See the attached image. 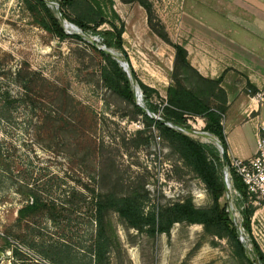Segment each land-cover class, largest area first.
Returning <instances> with one entry per match:
<instances>
[{"label":"rangeland","instance_id":"1","mask_svg":"<svg viewBox=\"0 0 264 264\" xmlns=\"http://www.w3.org/2000/svg\"><path fill=\"white\" fill-rule=\"evenodd\" d=\"M46 1L57 13V2ZM149 1L170 41L184 46L191 40L207 44L216 28L231 29L228 19L247 13L239 2L250 0ZM110 9L124 23L129 62L119 51L109 50L164 100L166 88L173 84L174 49L150 30L147 13L136 0H108L105 10L113 18ZM70 24L62 21L65 32L84 41L59 40L43 30L24 0H0V264L11 260L3 238L39 264L52 263L35 249L51 245L68 251L74 263L88 260L83 255L95 229L92 190L125 194L144 187L150 197L147 206L185 199L196 207L211 204L205 185L157 130L139 135L145 126L133 106L104 87L100 57L90 49L103 48L101 38L84 35ZM134 97L135 104L143 106L135 91ZM190 125L184 130L187 135L214 145L220 153L218 140L203 131V120L196 118ZM220 169L223 177V165ZM35 197L63 209L60 225L53 226L45 210L18 221V211ZM240 199L229 190L222 198L233 218L241 215ZM254 209V235L249 233L246 246L251 251L254 241L264 254V204ZM108 219L117 236L108 264H246L225 239L206 235L200 225L176 223L168 234L151 237L129 228L116 213H109Z\"/></svg>","mask_w":264,"mask_h":264},{"label":"trees","instance_id":"2","mask_svg":"<svg viewBox=\"0 0 264 264\" xmlns=\"http://www.w3.org/2000/svg\"><path fill=\"white\" fill-rule=\"evenodd\" d=\"M59 6L58 12L51 9L46 0H24V4L34 22L46 32L59 40L69 37L84 41L82 36L67 34L62 21H67L79 28L82 34H93L101 38V44L106 49L119 51L129 62L123 47L124 23L114 10H109L113 18H109L105 10L108 0H55ZM134 1V0H129ZM146 11L150 30L165 43L174 49V63L171 73L173 84L166 88V97L163 100L158 91L142 83L135 75L136 83L142 93V103L150 113L159 114L161 121L149 117L135 104L133 86L119 63L104 50L90 45L93 53L100 57L99 72L104 87L133 106L140 117L145 130H157L159 136L167 143L170 149L178 154L182 162L201 180L210 196L211 204L208 207H196L191 199L166 205H151L149 192L142 187L129 190L125 194L105 191L92 197V223L94 234L88 252L79 259L81 262H72L68 251L57 249L53 245L35 249L44 259L52 264H108V256L117 243V236L111 227L108 214L113 212L129 227L145 232L151 237L168 234L176 223L202 226L204 233L219 239H225L233 253L246 264H264V254L253 241L251 251L246 244L240 241L227 202H222L226 194L220 168L221 155L212 144L201 143L185 133L191 129L190 122L196 118L203 120V131L214 136L220 143L229 167L227 143L222 126L223 115L226 111L227 97L221 87V78L208 79L202 77L191 66L187 58V51L183 45L172 43L165 28L155 16L153 5L149 0H136ZM59 13L62 18L59 17ZM119 21V24L113 20ZM155 21V23H154ZM103 26L108 29L101 30ZM155 97L162 101L159 105L153 102ZM214 101V102H213ZM185 130V131H184ZM232 188L240 195L239 208L243 218V228L250 233V218L254 206L249 203L247 189L241 179L230 170ZM45 210L53 226L60 225L63 218L61 210H57L53 202L33 198L26 206L18 211V221ZM57 210V211H56ZM72 212L73 209L71 208ZM5 248L11 251L10 264H39L18 247L13 246L3 238ZM25 244L26 240H22ZM27 245V244H26ZM249 255V256H248Z\"/></svg>","mask_w":264,"mask_h":264},{"label":"crops","instance_id":"3","mask_svg":"<svg viewBox=\"0 0 264 264\" xmlns=\"http://www.w3.org/2000/svg\"><path fill=\"white\" fill-rule=\"evenodd\" d=\"M238 5L247 13L232 15L231 29L216 28L207 44L191 40L184 48L202 77L222 79L227 97L222 122L227 151L232 157L249 159L257 139L264 137V0Z\"/></svg>","mask_w":264,"mask_h":264},{"label":"built area","instance_id":"4","mask_svg":"<svg viewBox=\"0 0 264 264\" xmlns=\"http://www.w3.org/2000/svg\"><path fill=\"white\" fill-rule=\"evenodd\" d=\"M229 168L234 171L245 185L249 195V203L254 207L264 204V137H259L257 139L256 150L252 158L240 159L237 157H230L229 167H224V173L227 176L229 186L228 190L240 196L232 188V178ZM256 214L257 212L254 213L250 221V233L252 235H254ZM231 219L237 228L240 241L248 245V240H246V238L249 233L243 228V218L240 214H236L235 217L233 218L232 216Z\"/></svg>","mask_w":264,"mask_h":264},{"label":"water","instance_id":"5","mask_svg":"<svg viewBox=\"0 0 264 264\" xmlns=\"http://www.w3.org/2000/svg\"><path fill=\"white\" fill-rule=\"evenodd\" d=\"M59 17L62 18V15H61L60 13H59ZM70 27H71V28H74V29L76 28V27L73 26L72 24H70ZM101 49L104 50V52H105L106 54L111 55L114 59L117 60V62L119 63V66H120V67L122 68V70L126 73L128 79L130 80V82H131V84H132V86H133V89H134L135 93H136L137 96H138V100H139V102H141L142 93H141L139 87L137 86L136 79H135V75L133 74V71L131 70V67H130L129 63H128L126 60H124V59H122V58L116 56L115 54H113L111 50L106 49L105 47H103V48H101ZM137 105H138L143 111H145L146 114H147L149 117H151V118H153V119H155V120H159V121H161V119H160L159 117H156L155 115H153V114L149 113L148 111H146V110L143 108L142 105H140L139 103H138ZM217 145H218V146L220 147V149H221L220 154H221V162H222V165H223V167H226V165H227L226 156H225V153H224V151H223V149H222V147H221L219 141H217ZM222 178H223V182H224L225 189L228 190V187H229V186H228L227 176L225 175V173L223 174V177H222Z\"/></svg>","mask_w":264,"mask_h":264}]
</instances>
